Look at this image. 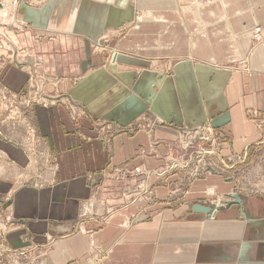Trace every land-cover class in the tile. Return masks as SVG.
<instances>
[{
    "label": "crops",
    "instance_id": "0c3cea01",
    "mask_svg": "<svg viewBox=\"0 0 264 264\" xmlns=\"http://www.w3.org/2000/svg\"><path fill=\"white\" fill-rule=\"evenodd\" d=\"M21 1L16 0L15 14ZM130 1L120 5L130 8ZM132 4L142 11L114 48L124 57L120 63L152 68L163 59L170 64L186 61L180 74L162 83L158 73L147 70L150 85L160 88L158 107L169 115L176 114L179 120L187 117L188 105L193 104L203 118L197 113L185 118L188 123L182 128L160 123L147 131L131 121L134 107L131 112L124 110L129 127L105 145L94 125L100 103L95 99L88 104L73 93L83 84L74 85L68 76L75 73L74 65L70 73L61 76L59 72L51 87L63 95L45 96L50 101L46 107L36 106L34 114L46 153L33 161L23 148L0 138V154L7 160L0 162V220L10 218L15 227L7 235L11 253L20 255L18 250L23 249L28 256L37 243L47 249L43 264H94L92 248L102 251L101 264H264V192L243 191L235 172L230 173L243 162L228 172L201 162L204 172L189 177L177 172L175 164L184 163L173 157L203 140V126L219 122L231 138L221 158L244 155L245 163L253 157L264 162V42L254 38L264 27V0H139ZM108 8L105 0H52L48 11L41 12V17L52 19L51 25L74 31L61 35L67 38L61 40L64 44L85 42L88 55L80 62L78 74L100 62L90 54V44L97 40L93 38L117 20L116 25H122L129 16ZM18 22L17 16L4 25L0 22V37L13 48L15 66L4 74V84L13 92L27 87L39 68L52 77L57 74V66L46 67L43 58L19 59L15 40L1 31L2 27H28L24 19L21 25ZM195 63L201 64L199 68H194ZM67 64L61 61L58 67ZM109 69L95 74L106 70L111 77ZM213 73L218 88L206 80ZM114 88L107 89L106 97ZM113 97L108 99L112 111L105 109L111 116L117 110L112 108ZM67 106L81 111L86 119L75 123L76 113ZM253 113L258 121L250 118ZM152 122L149 116L148 124ZM165 140L176 145L155 144ZM169 163L168 171L158 173ZM129 170L137 176L135 183L125 176ZM257 170L251 176L256 174L254 179L264 184V164ZM28 173L33 174L32 182L19 184L18 177ZM209 188L216 189V195L209 196Z\"/></svg>",
    "mask_w": 264,
    "mask_h": 264
},
{
    "label": "rangeland",
    "instance_id": "374dc122",
    "mask_svg": "<svg viewBox=\"0 0 264 264\" xmlns=\"http://www.w3.org/2000/svg\"><path fill=\"white\" fill-rule=\"evenodd\" d=\"M51 1L52 0H23L17 5V7L19 6V13L15 14L14 9L16 0H0V3H2L7 9L5 10L6 12H4L2 16H0V22H3V25L5 23L11 22L12 17L14 18L16 16L18 17V21H20L18 22V25H21L20 23H24L21 22L23 21V19L26 23H28L27 28L13 26L7 28L2 27L1 29L2 33H4L7 37L15 40L16 46L18 48L19 59L25 60L28 55H32L36 56V58H43L46 61V67H53L54 65L57 66V74L55 75V77H52L49 74L45 73L47 72V70L43 71L42 68H39L38 74L33 78L34 82L32 81L31 83H29L28 86L25 87L22 91L13 92L9 90V88L4 84V74L8 67L15 66V62L13 61V48L10 46L8 41L0 37L1 139L5 140L7 143H12L18 147L23 148L27 152L29 159L31 158L33 161L37 156H42V154L46 153V145L44 139L38 133V124L34 116L35 108L36 106L46 107L48 101L50 100L45 96L48 97L63 95L62 90L56 88L53 89L51 86L53 85L54 87V82L56 83V78L57 76H60V73L61 76L62 74H67V72L71 71L73 65L76 68L75 73H72L73 75L70 74L68 76L72 78L71 81L74 85L77 84L76 86L83 83L73 93H76L82 98H85L88 104L90 101H94L95 99H97L98 103H100V106L97 107L98 111H94V115L96 118L94 119V125L98 130L97 133L99 134V140L103 141L105 145H111L112 140L119 133L121 134L125 131V129L129 127L128 125H126L127 121L125 120V117L127 112H131L134 107L135 112L133 117L135 119L133 118L131 121L138 122V128L141 130H144L145 128L147 131H150V129H154V126L159 125L160 123H166L165 125L168 124V126L179 124V126L182 128L188 123L185 118L195 117V114L197 113H199V118H203V114L198 112L197 107H194L193 104L188 105L190 114L187 117L182 116V119L179 120L176 114L169 115V112L165 111L163 107H158V93L160 92V88L158 86H154L153 88L150 85V71L158 73V81L162 83L165 78L173 79L177 76V74H180L181 70H184L187 66L186 61L180 62L175 60L172 61V64H170V61L163 59L160 66L152 65V68H149L150 66L142 67L139 65H134L133 63L129 65L120 63L122 61V58L124 57L120 55L119 52L114 50V48L119 40L122 39L128 33L129 29L135 24V20L139 18L138 14H141V8L139 9L137 6H132L134 5L132 4L133 2H137L139 0L130 1L129 6H131L130 8L132 9L128 7H122L120 4L123 2V0H115L114 3L113 0H105V4L107 6H110V8L107 9L108 11L111 10V6H113V8L116 11H119V13L125 12L128 13L129 16L127 17V19H125V21H123L122 25L117 26L116 23L119 22V20H117L108 27L106 26V29H104L102 33H98H101V35L93 38L97 40L95 42L93 41V44H90V54L92 56H97L100 62L98 63V65H93V68H91V70H86L84 72L82 71L80 74H78L80 62H83L88 55L86 44L84 41H74L75 43L73 44L66 41L64 44V42H62L61 40H65L67 38H62L61 35L64 32L70 34L74 31L66 28V26H63L62 28V26L51 25L50 21H52V19H50L49 16L44 15L41 17L42 11H48V7ZM33 24L35 28L38 29H35ZM65 55H67L66 59L63 58ZM61 61L62 63L67 62L68 64L59 68L58 66ZM240 64L242 67L246 66L243 61ZM199 65L201 64H193L195 69L199 68ZM202 66L206 65L202 64ZM102 68L109 69V71L112 73L111 77H109L106 70H101L100 72L95 74ZM175 68L178 70V72H175ZM143 70L146 71L142 75ZM132 72L135 73V77ZM93 74L95 75L92 76ZM204 78L205 76L203 77V79ZM139 79H142L143 82L139 81ZM206 80L217 88L220 86L216 74L212 75V78H206ZM32 83L33 85H35V87L30 86ZM96 85L98 87L97 89L94 88ZM114 85L115 88L111 90L112 93L109 95L110 97H106L107 89ZM217 88H215V90ZM64 92L68 91L64 90ZM112 96H114L113 98L116 99L114 102L115 104L112 108L113 110L117 109L113 112V116H111L110 114V111H112L111 107H108V99H111ZM59 101L61 100H58L56 102ZM206 101L204 102V105ZM94 103L95 102H93V104ZM138 104L143 105V108L139 110L140 107L137 108L136 106ZM67 107L69 109L72 108L71 106ZM106 108H110L111 110H106L108 111L106 112ZM124 110H127V112H125ZM71 111L75 110L71 109ZM75 113V123L81 122V120L86 119L84 116L81 117V111L76 110ZM252 115V117L250 118H252V120L254 119V121H258V118L256 117L257 115L255 113H253ZM149 116L154 119V122L148 124ZM155 121H157V123H155ZM198 122L201 123V121ZM165 125L162 124V126ZM200 125L202 126L203 124H199V126ZM209 126L210 127L203 126V130L205 131L203 140L194 143L189 152H186L184 154L179 153L173 156L175 160L184 163L175 164V168L176 166L177 168H179L177 169V172H186V175H188L189 177L200 176L205 170L203 166L201 167V162H205V165L213 166L215 170L224 169L228 172L229 167L233 168V165L235 163L237 164L243 162L242 166H240L237 171H235L234 169V171H231L230 173L235 172L236 176L240 180L241 188L243 191L249 193L262 191L264 192V184L261 183L262 180L254 179V177H256L254 175L256 174L251 176V173L253 174L259 172V170L257 169L259 166L261 167L264 162L261 159H254L253 157L251 161L249 160V162L245 163L247 158H245L244 155L242 157L240 156V158L238 157V159L233 156L221 158V152L225 150L230 144L231 138L229 137V133H225L228 131L223 129V123H220L219 125V122H210ZM211 126L214 128H212ZM192 128L196 127L194 126ZM137 130L138 129H135L134 132H136ZM155 144L165 145L167 147L176 145V143L168 142V140H165L163 142L156 141ZM2 151L3 150L0 148V153ZM0 155L4 157L2 158L0 156V162L5 163V161H7L6 155ZM259 157L261 158L263 157V155ZM49 160L51 161V159ZM170 163L166 164L162 169H159L158 173L162 172L164 174L165 171H168V169H170L172 165ZM225 163H227V166H225ZM228 164L230 166H228ZM182 167H185L186 169L183 170ZM119 171L123 170L119 169ZM40 173L41 172H38L37 175L39 176ZM32 176L33 174L30 173L23 175V177L19 176L18 178L21 179L19 184L27 185L31 183L33 180ZM125 176H129L130 183H135V181H137V176L135 175L133 170H129V173H127V175ZM215 190L216 189L214 188H209L207 190L208 195L211 191L215 193ZM214 201H216V198L214 199ZM0 225V264H43L42 260H44L43 258L45 257L47 251V249H42L44 247L43 245L41 246L37 243H34L35 246L29 249L28 256L25 255L26 252L23 249L18 250L20 255L11 253L13 252V249L7 244V235L10 233L9 229L13 230L15 229V227L14 225H11L10 218L6 219V221L4 219L0 220ZM47 238L51 241L53 240L49 235L47 236ZM23 239L25 240V235H23ZM91 251V258L94 264H101L100 258L102 256L99 254V251L101 250L92 248ZM23 254L26 256V258L21 257L23 256Z\"/></svg>",
    "mask_w": 264,
    "mask_h": 264
},
{
    "label": "built area",
    "instance_id": "2783aa9c",
    "mask_svg": "<svg viewBox=\"0 0 264 264\" xmlns=\"http://www.w3.org/2000/svg\"><path fill=\"white\" fill-rule=\"evenodd\" d=\"M254 38L256 41L264 42V27L262 29L257 30L254 33ZM215 195H216V193H215Z\"/></svg>",
    "mask_w": 264,
    "mask_h": 264
},
{
    "label": "bare ground",
    "instance_id": "6f19581e",
    "mask_svg": "<svg viewBox=\"0 0 264 264\" xmlns=\"http://www.w3.org/2000/svg\"><path fill=\"white\" fill-rule=\"evenodd\" d=\"M114 1H115V0H113V3H114ZM5 10H7V9H6L5 6H4V9L0 11V16H2V14H3L4 12H6ZM209 195H210V196H213V195H215V193H214L213 191H211V192L209 193ZM212 198H213V197H212Z\"/></svg>",
    "mask_w": 264,
    "mask_h": 264
},
{
    "label": "water",
    "instance_id": "95a60500",
    "mask_svg": "<svg viewBox=\"0 0 264 264\" xmlns=\"http://www.w3.org/2000/svg\"><path fill=\"white\" fill-rule=\"evenodd\" d=\"M4 9V5L2 3H0V11ZM1 20V18H0Z\"/></svg>",
    "mask_w": 264,
    "mask_h": 264
}]
</instances>
